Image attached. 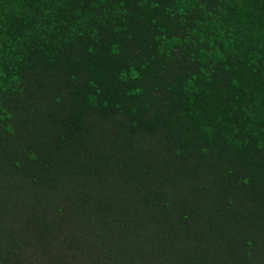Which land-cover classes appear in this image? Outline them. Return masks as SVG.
<instances>
[{
  "label": "trees",
  "instance_id": "trees-1",
  "mask_svg": "<svg viewBox=\"0 0 264 264\" xmlns=\"http://www.w3.org/2000/svg\"><path fill=\"white\" fill-rule=\"evenodd\" d=\"M0 264H264V0H0Z\"/></svg>",
  "mask_w": 264,
  "mask_h": 264
}]
</instances>
